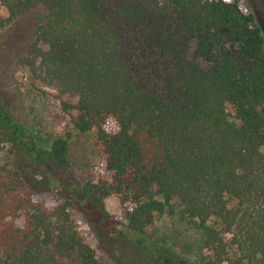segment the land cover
<instances>
[{
  "label": "trees",
  "instance_id": "1",
  "mask_svg": "<svg viewBox=\"0 0 264 264\" xmlns=\"http://www.w3.org/2000/svg\"><path fill=\"white\" fill-rule=\"evenodd\" d=\"M1 9L18 65L54 91L74 132L92 134L104 174L80 183L68 135L37 146L0 86V264H264V48L251 12L238 0ZM111 196L124 222L105 210ZM163 217L200 237L194 262L155 240Z\"/></svg>",
  "mask_w": 264,
  "mask_h": 264
},
{
  "label": "rangeland",
  "instance_id": "2",
  "mask_svg": "<svg viewBox=\"0 0 264 264\" xmlns=\"http://www.w3.org/2000/svg\"><path fill=\"white\" fill-rule=\"evenodd\" d=\"M238 1L254 16L261 31L264 48V0ZM0 12L1 17H5L4 10L1 9ZM10 34L11 29L0 34V57L5 56L1 64L3 71L0 86L7 110L21 124L24 135L39 147H45L55 137L68 135L70 169L80 183H84L89 176L94 178L102 176L104 174L103 162L96 153L92 134L74 132L55 106V101L52 99L56 96L54 91L31 80L29 72L18 65L15 48L10 42ZM43 90L50 92V99L43 98L41 94ZM46 203L48 207L54 205L51 201H46ZM104 206L107 213L116 221L124 222L123 209L116 197L111 196L105 199ZM73 217L82 238L92 249L96 250V242L87 223L78 215ZM14 224L21 227L22 218L15 220ZM153 237L158 242L160 241V246L168 248L189 263L194 262L200 245V237L186 229L179 217L171 220L165 217L156 219Z\"/></svg>",
  "mask_w": 264,
  "mask_h": 264
}]
</instances>
